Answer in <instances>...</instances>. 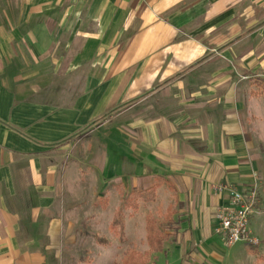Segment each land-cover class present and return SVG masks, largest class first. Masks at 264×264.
<instances>
[{
	"label": "crops",
	"instance_id": "1",
	"mask_svg": "<svg viewBox=\"0 0 264 264\" xmlns=\"http://www.w3.org/2000/svg\"><path fill=\"white\" fill-rule=\"evenodd\" d=\"M252 189L264 264V0H0V264H53L86 192L156 264H254L216 233Z\"/></svg>",
	"mask_w": 264,
	"mask_h": 264
},
{
	"label": "rangeland",
	"instance_id": "2",
	"mask_svg": "<svg viewBox=\"0 0 264 264\" xmlns=\"http://www.w3.org/2000/svg\"><path fill=\"white\" fill-rule=\"evenodd\" d=\"M84 196V200L66 203L68 206L63 215H66L65 223L71 231L53 264H130L129 258L137 262V256L143 264H156L157 260L151 257L150 248L147 249L142 235L134 230L137 225L130 222L125 229V217L131 214L133 208L131 200L124 199L116 209V202H109L104 195L94 198L95 194L86 192ZM115 216L123 229L120 225L111 227ZM152 221L149 223L153 224V228L154 225L155 228L161 227L159 221ZM99 239L106 240L107 244L100 245ZM252 249L256 251L252 259L254 264H262L258 247Z\"/></svg>",
	"mask_w": 264,
	"mask_h": 264
},
{
	"label": "built area",
	"instance_id": "3",
	"mask_svg": "<svg viewBox=\"0 0 264 264\" xmlns=\"http://www.w3.org/2000/svg\"><path fill=\"white\" fill-rule=\"evenodd\" d=\"M229 196V205L217 213L219 226L216 233L222 237L229 247L237 244L258 247L260 241L249 228L257 198L256 189H252L245 194L230 190Z\"/></svg>",
	"mask_w": 264,
	"mask_h": 264
},
{
	"label": "trees",
	"instance_id": "4",
	"mask_svg": "<svg viewBox=\"0 0 264 264\" xmlns=\"http://www.w3.org/2000/svg\"><path fill=\"white\" fill-rule=\"evenodd\" d=\"M143 201H148L147 198H145ZM113 225H120L121 229H123V226L120 224L118 217H114L113 222L111 224V227H113ZM146 230H147V240H148V244L150 247V253L151 252H157L160 250V239L158 238V234L154 233L153 227L151 226V224L148 222L147 226H146ZM98 242L100 243V245H106L107 241L103 240V239H99ZM134 258V257H133ZM140 256L136 257V261L135 259L132 260V258H129L130 264H143L142 261H140ZM133 261V262H132Z\"/></svg>",
	"mask_w": 264,
	"mask_h": 264
}]
</instances>
